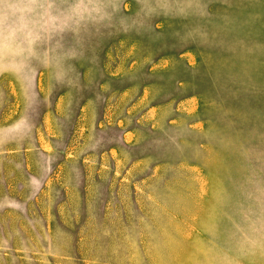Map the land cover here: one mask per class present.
<instances>
[{"label": "rangeland", "instance_id": "obj_1", "mask_svg": "<svg viewBox=\"0 0 264 264\" xmlns=\"http://www.w3.org/2000/svg\"><path fill=\"white\" fill-rule=\"evenodd\" d=\"M0 264H264V0L0 27Z\"/></svg>", "mask_w": 264, "mask_h": 264}, {"label": "clouds", "instance_id": "obj_2", "mask_svg": "<svg viewBox=\"0 0 264 264\" xmlns=\"http://www.w3.org/2000/svg\"><path fill=\"white\" fill-rule=\"evenodd\" d=\"M0 5L4 6L0 10V27L19 30L24 26L25 17L31 11V0H13L11 3L0 0Z\"/></svg>", "mask_w": 264, "mask_h": 264}]
</instances>
